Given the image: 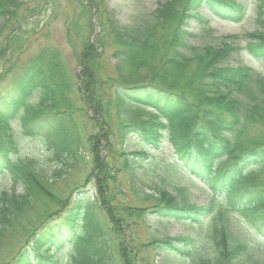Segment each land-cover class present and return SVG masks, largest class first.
<instances>
[{
	"label": "trees",
	"instance_id": "trees-1",
	"mask_svg": "<svg viewBox=\"0 0 264 264\" xmlns=\"http://www.w3.org/2000/svg\"><path fill=\"white\" fill-rule=\"evenodd\" d=\"M175 1L168 0L151 20L133 26L110 18V33L117 44L112 53L118 62L114 66L117 75L111 80L117 82L113 108L121 119L117 140L121 144L128 143L129 137L134 140L139 149L132 152L131 159L138 160L139 165L153 160L143 148L159 150L163 142L168 143L171 166L199 180L208 192L204 206L189 204L179 188L169 185L168 191L156 181L152 194L146 190L137 193L143 201L154 200L151 212L159 218L205 223V244L198 246L200 242L194 239L177 237L173 244L172 240H161L160 248L170 254L179 251L192 264H264V260L252 259L256 244L232 228L234 221L240 220L256 242L264 246V181L260 178L264 176V75L255 74L243 64L227 65L236 51L231 44L189 46V34L182 29L185 19L198 16L194 10L200 6L229 21L241 20L244 9L233 0H185L178 14ZM255 2L258 28L247 35L250 41L246 49L253 57L264 59V0ZM17 9V0H0V22L14 16ZM176 20L179 23L175 22L168 38L158 35ZM87 45L89 52L93 45ZM158 46L167 49L161 53ZM44 54L49 58L44 59ZM86 63L89 70L88 60ZM142 70L147 75L124 76L127 71ZM61 72L57 53L45 50L0 97V177L7 175L11 183L10 190L0 191V248L6 244L9 231L36 204L48 199L47 179L55 174L61 176L63 167L74 160L72 147L78 142L63 122L64 114L72 111V103L66 96L67 88L56 79ZM84 74L83 78L90 80L86 70ZM88 88L89 83L83 86L84 90ZM33 97L38 98L37 102L29 103ZM142 108L150 110V116L142 117ZM18 117L23 132L42 136L52 154L51 162L62 166L52 175L48 173L50 169L40 168L35 160L16 155L17 142L10 124ZM98 143L97 136H88L90 155L99 166L100 174L96 172L95 176L102 179L107 166L98 155ZM125 153L123 149L117 154L122 158V171L140 178L132 173ZM16 186L21 187L20 193L15 192ZM96 206L93 196L81 195L73 207L65 208L62 217L41 224L29 246L7 264H62L56 254L63 252L69 257L68 264H103L112 253L114 233H123L126 225L123 216L116 218L110 211V221L106 219L103 224ZM127 210L133 214L141 211Z\"/></svg>",
	"mask_w": 264,
	"mask_h": 264
},
{
	"label": "rangeland",
	"instance_id": "rangeland-1",
	"mask_svg": "<svg viewBox=\"0 0 264 264\" xmlns=\"http://www.w3.org/2000/svg\"><path fill=\"white\" fill-rule=\"evenodd\" d=\"M167 1L17 0L18 9L14 16L0 22V97L12 89L27 66L41 52H56L62 67V72L56 79L63 82L67 88L66 96L72 103V111L69 115L64 114L63 122L71 137L78 142L72 147L74 160H70L67 168L63 167L61 176L55 174L47 179L48 199L36 204L30 213L17 223L15 229L5 236L6 244L0 248V264H7L15 258L24 247L29 246L31 237L41 224L55 222L62 217L65 208L73 207L85 193L95 198L98 204L95 208H100L103 224L110 211L116 218L122 219L123 216V224L126 225L124 228L122 225L123 233H114L111 239L112 253L103 264H192L187 257L178 254L179 251L170 254L160 248L158 245L161 240H172L173 244L177 237H189L195 242H200L198 246L205 244V223L198 225L159 218L151 212V208H155L154 200L143 201L137 195L141 190L152 194L153 183L157 182L159 185H165L168 191L169 185L179 188L185 193L189 204L204 206L209 199L205 186L194 177L171 166L168 143L163 142V147L159 150L143 148L147 154L153 156L155 162L152 163L151 158L139 165L138 160L133 162L131 159L132 152L139 149L134 140L129 137L128 143L125 144L117 140L121 119L113 108L117 82H111L117 75L114 66H117L118 62L112 56L117 44L110 33V26L113 27L110 18L115 23L117 21L122 25L133 26L151 20L152 14ZM184 2L185 0L174 2L178 14ZM233 2L242 5L244 9V16L239 21L221 19L202 6L194 10L198 16L192 15L185 19L182 25V29L189 34L187 44L194 48L231 44L236 51L226 64H243L262 76L264 59L253 57L246 49L250 41L247 35L254 33L258 28L256 2ZM175 22L179 23L178 20L170 23L169 27L161 30L158 35H167L168 38L174 31ZM87 44L93 45L89 51L91 53L87 52ZM158 47L161 53L167 49L165 46ZM47 58L49 56L44 54V59ZM86 60L89 70L87 63L85 64ZM85 70L89 73L90 80L83 78ZM192 71L193 65L187 74ZM143 75H147L145 70L127 71L124 74L125 78ZM87 83L89 88L84 90L83 86ZM37 99L33 97L29 103H36ZM150 114V110L142 108V117H148ZM10 130L17 142V156L35 160L40 168L50 169L48 173L51 175L55 169L62 167L51 162L52 154L48 152L42 136L27 135L23 132L19 117L11 121ZM88 136H97L99 141L98 155L105 162L103 165L107 166L102 179L97 177L100 174L99 166L96 159L90 155ZM123 149L125 155H128L129 164H132V173L135 172L140 178L132 177L126 169L122 171V158H118L117 154ZM260 178L264 181L263 175ZM10 188L9 177H0V191ZM14 190L17 193L22 191L20 186H16ZM133 208H140L141 211H135L133 214L127 210ZM127 212L131 213L130 217ZM232 228L236 234L240 233L245 240L256 244L252 259L264 260V246L256 242L246 226L240 220H235ZM56 257L61 258L62 264L69 263L67 253H57Z\"/></svg>",
	"mask_w": 264,
	"mask_h": 264
}]
</instances>
